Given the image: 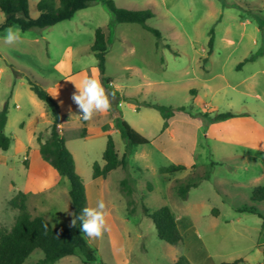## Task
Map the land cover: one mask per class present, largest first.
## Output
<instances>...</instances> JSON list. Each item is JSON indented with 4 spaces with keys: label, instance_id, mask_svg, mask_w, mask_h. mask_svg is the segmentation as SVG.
<instances>
[{
    "label": "rangeland",
    "instance_id": "1",
    "mask_svg": "<svg viewBox=\"0 0 264 264\" xmlns=\"http://www.w3.org/2000/svg\"><path fill=\"white\" fill-rule=\"evenodd\" d=\"M113 1L124 9L150 10L154 17L147 25L160 31L159 45L138 24H112V15L101 3L43 30L22 32L13 26L20 38L11 44L2 39L9 28L0 33V111L8 103L5 132L13 139L8 151L0 150V229L8 231L14 225L19 212L8 202L19 191L27 195L32 217L42 216L54 228L73 226L70 183L39 152L37 138L44 142L49 137L53 121L31 91V80L45 90L55 88L58 100L54 99L63 115L60 134L87 185V207L95 208L98 200L106 205L110 230L100 238L87 237L98 262L176 264L184 255L191 264L237 259L264 264V201L252 199L253 190L264 186V146L257 150L251 143L243 144L249 142L248 135L264 129V0ZM39 2L29 0L33 18L39 15ZM4 18L0 10V25ZM99 28L108 38L106 74L121 96L133 98L121 100L117 110L151 141L133 149L127 169L117 168L103 181L93 178V165L105 164L107 126L113 117L109 111L97 113L84 125L72 99L82 79L101 82L91 50ZM211 30L214 46L208 55ZM259 50L262 56L242 64ZM144 103L185 106L193 114L233 111L247 116L217 128L208 138L211 124L204 127L177 112L166 135L161 134L160 113ZM88 125L97 130L83 138L84 128L89 134ZM109 135L121 157L125 143L120 133L115 128ZM231 137L242 143L228 142ZM171 164H184L187 170L160 173ZM124 179L136 189L134 213L121 189ZM191 181L198 185L183 200L177 189ZM164 206L176 216L183 236L178 246L159 239L143 211L146 207L152 213ZM244 206L259 214L240 212ZM43 257L35 250L24 264H39ZM55 264H85V258L76 252Z\"/></svg>",
    "mask_w": 264,
    "mask_h": 264
},
{
    "label": "trees",
    "instance_id": "2",
    "mask_svg": "<svg viewBox=\"0 0 264 264\" xmlns=\"http://www.w3.org/2000/svg\"><path fill=\"white\" fill-rule=\"evenodd\" d=\"M94 3H101L103 7L112 15V24H138L147 32L151 33L158 40V45L162 41L159 30L147 25V21L154 17L150 10H129L120 8L113 0H40L37 4L39 15L33 18L29 11V0H0V10L5 18L0 25V33L13 26H18L22 32L30 30H43L52 27L60 22L71 20L80 10L89 8ZM208 43V55H211L214 46V30L210 32ZM97 62L101 83L109 96L111 113L114 126L120 133L125 143V151L120 157L116 144L111 135L107 137L106 148L103 153L104 166L97 162L93 165V178L106 179L109 174L117 168L127 169L129 157L135 147L147 145L151 141L139 134L122 117L117 105L121 100L132 101V97L121 96L112 84L113 79L106 74V55L108 53V38L101 28L96 30L95 41L91 47ZM263 55L259 50L246 58L242 64L254 62ZM207 58L205 59V61ZM241 64V65H242ZM239 65V68L241 67ZM31 91L41 100L52 118V125L49 137L42 142L37 138L39 152L45 162H47L60 176L67 178L70 183V199L74 215H78L83 208L87 207L86 187L82 177L78 174L74 156L67 148L64 138L60 134V126L63 122V115L59 104L54 97L39 84L29 81ZM145 106L157 110L162 119L163 126L161 133H164L170 126V120L177 112L188 114L191 118L203 122L204 127L210 124L225 122L237 117H245L246 114H239L233 111L222 113H198L193 114L188 107L182 106L173 108L158 104L144 103ZM8 103L0 111V150L8 151L13 139L5 132L8 122ZM86 125L87 121L82 120ZM87 129L84 128L82 137H86ZM184 164H171L160 169L161 174H175L186 171ZM198 183L191 181L178 187V196L185 200L191 188L197 187ZM121 189L128 198L130 213H134V201L132 195L136 191L128 179L121 182ZM252 199L264 201V186L255 188L252 192ZM8 205L11 209L19 212L14 225L10 230L0 229V264H24L35 250H41L44 254L39 264H55L60 259L73 256L80 252L85 258V264H104L98 262L96 253L90 246L87 236L80 231V222L70 228H54L49 221L42 216L32 217L27 211V195L19 191ZM146 216L152 219L157 235L162 241L178 246L183 243V236L179 230L177 219L170 207L164 206L155 212H149L143 207ZM240 212L259 214L254 207L244 206ZM216 215V211L213 212ZM176 264H191L189 259L181 255L177 258ZM221 264H250L244 259H237L233 262H223Z\"/></svg>",
    "mask_w": 264,
    "mask_h": 264
},
{
    "label": "clouds",
    "instance_id": "3",
    "mask_svg": "<svg viewBox=\"0 0 264 264\" xmlns=\"http://www.w3.org/2000/svg\"><path fill=\"white\" fill-rule=\"evenodd\" d=\"M20 38L19 30L9 28L2 39L6 43H14ZM77 93L72 97L78 105L82 120L90 121L97 113H104L111 109L109 96L101 82L95 78H85L80 81L79 87L75 86ZM106 205L103 200H98L95 208L85 207L78 215H74L73 225L80 222V231L89 238H100L110 228L106 221Z\"/></svg>",
    "mask_w": 264,
    "mask_h": 264
},
{
    "label": "crops",
    "instance_id": "4",
    "mask_svg": "<svg viewBox=\"0 0 264 264\" xmlns=\"http://www.w3.org/2000/svg\"><path fill=\"white\" fill-rule=\"evenodd\" d=\"M99 72V71H98ZM55 88H52L51 86L50 87H47L46 88V90L56 99V100H58L57 99V96L54 94V90ZM36 96V95H35ZM31 98H32V100H34V101H36V99H35V97H34V95L31 93ZM37 103H38V101H36ZM39 104V103H38ZM238 119L237 120H242V118H244V117H237ZM246 118V117H245ZM236 119L235 118H233V119H230V120H228V121H225V122H219V123H215V124H211L208 128H207V130H206V134H207V137L209 138V137H212V136H214V135H216L215 133H216V130H217V128H223L225 125H227V124H229L230 122H234ZM198 122H200L201 124H203V122H201V121H199V120H197ZM240 122V121H239ZM242 122V121H241ZM104 126V125H103ZM102 126V127H103ZM107 129H108V131L106 132V134L107 135H109V133H110V131L112 130H114L115 129V126H114V122L112 123L111 122V124L110 125H108L107 126ZM97 129H95V128H93V127H90V125H88V131H89V134L85 137V138H88L89 136H90V133L92 132V131H96ZM219 131V130H218ZM221 131V130H220ZM170 131H169V129H167L164 133H161V134H166V135H168V134H170L169 133ZM247 136V135H246ZM248 137V140H249V142H245V141H243V144H246V145H249V143H251V146L253 147V148H255V149H257V150H261V149H263V146H264V142H263V138H264V129L261 131V133H258V134H251V135H248L247 136ZM241 138V137H240ZM227 141L228 142H237L238 144H241L242 143V141H238V140H235L234 139V137H231V138H228L227 139ZM129 159H130V157H129ZM104 166V165H103ZM96 180H101V181H103V180H105V179H103V178H98V179H96ZM86 189H87V185H86ZM27 211H28V207H27Z\"/></svg>",
    "mask_w": 264,
    "mask_h": 264
}]
</instances>
